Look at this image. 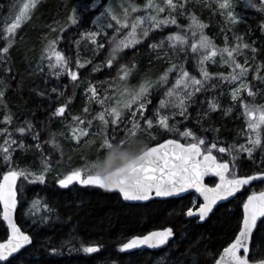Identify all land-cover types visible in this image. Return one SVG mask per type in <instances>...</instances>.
<instances>
[{"label": "snow or ice", "instance_id": "1", "mask_svg": "<svg viewBox=\"0 0 264 264\" xmlns=\"http://www.w3.org/2000/svg\"><path fill=\"white\" fill-rule=\"evenodd\" d=\"M39 3L40 0H9L8 14L0 29V40L3 41L0 45V72L3 73L0 76V108L7 109V94L18 76L10 61V50L19 30L31 21ZM188 4L189 0H146L143 5L136 4L134 0H120L119 3L116 0H82L71 8L64 25L52 26L49 33L43 35L41 54L36 62V70L41 76H44L47 69L51 76L59 79L67 75L75 83L80 78L79 69L93 65L94 60L101 56L104 58L92 71L97 72L105 67L110 71L119 64L117 76L107 82L113 94L118 92L119 98L114 105L94 117L104 128L101 133V152L105 151V145L111 146L118 135L113 133L109 136L107 129L118 127L129 117L131 129L127 135L134 137L141 129L151 134L158 127L173 136L163 143H145L139 150L136 162L120 171L101 174L90 165L66 169L58 173L54 181L59 188L68 189L76 184L98 187L118 191L125 201L148 202L154 198L178 197L181 193L194 190L198 197L183 205L177 218H183L186 223L199 224L214 214L218 202L235 199L245 186L250 187L254 181L264 183V104L256 103L258 97L264 96V75H261L264 72V61L256 63V48L244 42L242 37L237 36L236 43L231 44L226 36L223 47L216 45L204 34L206 25L195 11H188ZM203 6L223 16L229 24L239 21L238 7L253 8L264 13V0H246V3L241 0H210ZM184 14H187L189 20L187 25H181L178 20ZM89 24L94 27H88ZM69 25L83 26L76 40L75 69L72 67V57L58 47ZM168 25H174L177 31H170L167 36L161 35L156 40L157 33L162 34ZM261 28L264 30V24ZM150 39L153 42L148 47L163 52L164 55H158L157 58L165 59L169 67L155 80L145 77L138 85L130 86L127 81L136 64L129 65L120 61L126 56L125 50L142 42L147 43ZM81 42L87 43L90 58L81 59ZM189 47L192 55L199 53L198 75L192 74L186 67ZM249 51L251 56L248 55ZM241 56L244 57L243 61L239 59ZM217 57L220 64L230 71L212 73L208 70L207 62L215 63ZM172 75H175L174 81ZM249 75H252V80L248 79ZM44 83L45 88L33 89L39 97L50 95L46 87L48 81ZM120 85H123L122 90ZM225 86L229 87L231 96V104L225 114L238 110L245 122L241 129L244 142L227 146L220 145L216 138L210 141L198 135L192 127H184L181 123L192 119L189 111L191 105L203 103L199 95L206 97L208 108L202 114L197 112L195 119L198 123L204 122L202 115L208 117L211 112L219 110L221 104L218 98L213 96L207 99V94L210 90L219 91ZM157 90L162 91V96L154 114L149 117L147 109L152 103L153 92ZM51 91L57 93L58 88L53 87ZM85 94L90 101L94 100L102 106L109 99L107 90L102 97L99 88L93 83L86 86ZM66 108L67 103L59 105L52 117H64ZM84 112H89L87 106ZM136 117H140L139 122ZM13 119L10 109L0 119V160L3 161L0 167V222L6 225L7 235V239L0 241V264H61L58 257L68 245H71L70 251L100 254L102 245L99 243L81 242L77 247L74 240L58 244L52 237L40 243L36 237L43 229H35L39 225L50 224L49 215L41 213L39 221L33 219L28 228L17 222L15 213L18 205L22 206L24 184H46L52 166L50 159L44 157L41 158V167L36 169L22 168L13 163V152L27 148L24 137L29 133H32V139L36 141L35 148L43 151L39 142L41 134L34 131V125L24 121L12 127ZM92 123V120L73 116L69 127L70 139L79 142L81 138L89 136ZM56 135L52 133L47 141L53 148L60 147ZM59 135L67 134L61 132ZM118 142L123 148L127 137ZM245 153L253 162L256 154L260 153L258 168L252 174L240 173L238 158ZM218 154H227L230 159H224ZM209 174L219 178L213 186L204 182ZM38 206L47 213L56 212L47 202L37 198L31 202L27 214L34 215L32 210ZM240 207L242 211L235 218L229 240L221 246L222 250L217 249L211 254L210 262L202 234L194 236L185 233L183 239L177 241V233L172 226L121 241L118 252L132 255V250L147 247L158 250L161 257H166V264H264V191H253L241 201Z\"/></svg>", "mask_w": 264, "mask_h": 264}, {"label": "trees", "instance_id": "2", "mask_svg": "<svg viewBox=\"0 0 264 264\" xmlns=\"http://www.w3.org/2000/svg\"><path fill=\"white\" fill-rule=\"evenodd\" d=\"M141 1L134 0L138 5H141ZM81 2L82 0H40L33 18L19 30L18 35L15 37L14 46L10 50V61L14 72H17L18 76L16 82L12 85V90L7 94V109L0 108V119H2L3 113L10 109L14 117L12 127L24 121H30L34 125V131H39L41 134L39 142L43 146L42 152L37 150L35 148L36 141L32 139V133L27 134L24 137L27 148L24 150L16 149L13 152V163L22 168L36 169L41 167V158L44 157L50 159L52 166L46 184H24L22 206L18 205L16 211L17 222L28 228L32 225L33 219L39 221L40 215L43 213L51 217V223L47 226L39 225L35 229V231L43 229L40 235L36 237L40 243H44L47 237H52L58 244L67 240H74L77 247L81 242L102 245L100 254L70 251L71 245L65 246L58 257L61 264H166L167 258L161 257L158 252L144 250L128 255L118 252V245L119 242L134 235L145 234L148 231L168 226L174 227L177 233V241L183 239L185 233H191L194 236L202 234L205 246L208 248L210 262L211 254L217 249H221V246L226 245L229 240L235 218L242 211L241 201L246 199L253 191H264V183L257 182L249 188H244L235 199L218 206L214 210V214L202 224L186 223L183 218H177L179 209L188 201L193 200L194 195L129 205L124 203L121 196L116 192L108 193L102 188L84 187L77 184L68 189H61L54 183L58 173L74 167L90 165L101 174L105 170L108 173L136 157L145 143L154 145L165 139L173 138L171 133H165L158 127L151 134L141 129L134 137L127 135L128 130L131 129L129 117L125 118L118 127L112 126L107 129L109 136L113 133H118V135L115 136L116 141L111 146L105 145V151L101 152L100 147L103 140L101 133L104 128L101 122L94 119V117L98 112L108 108L110 98L108 99L109 102L107 101L109 104L106 103L103 106L94 100L88 102L87 97L83 94V87L85 84L93 83L100 89L99 91L103 97L106 94L104 86L113 77L117 76L119 64L110 71L106 67L97 72L92 71V68L99 65L100 60L104 58L101 56L94 60L93 65H86L84 68L79 69L80 78L75 83L67 75H62L57 79L47 73V69H45L44 76H41L39 71L36 70V62L39 60L43 45V35L49 33L52 26L64 25L65 18L71 8ZM116 2L119 3L120 0H116ZM241 2L246 3V0H241ZM8 5L9 0H0V29L4 26L3 22L8 14ZM248 10L253 13L252 20L246 25L239 26L237 33L239 37L243 38L244 42L256 48V63L259 64L261 57H263L261 55H264V30L261 28V25L264 24V13L253 8H248ZM188 11H195L206 25L204 34L216 45L223 47L224 43L221 40V35L217 34L216 36L218 28H221L216 13L211 8H204L202 4L189 5ZM178 20L181 25L189 23L187 14L179 16ZM88 27L92 28L94 26L89 24ZM82 30L83 26L69 25L63 32V39L58 45L61 51L72 57V67L74 69L77 52L76 40L79 39ZM170 31H177V29L174 25H168L162 34L157 33L155 39L159 40L161 35L167 36ZM55 35H60V33ZM225 35H228V33ZM152 42L153 40L150 39L147 43L142 42L125 50L126 56L120 63L136 64V68L132 70L129 79L142 80L148 77L155 80L169 67L165 59L156 58L158 50L148 47ZM2 44L3 41L0 40V45ZM86 45V42L80 44L81 59L91 57L88 45ZM106 55L107 52L105 51L104 56ZM248 55L251 56L250 51ZM243 58V56L239 57L241 61H243ZM198 59L199 53L192 55L189 47V60L186 67L194 75L199 73ZM207 68L212 73L230 71V69L220 64L219 57L216 58L215 63L208 61ZM261 75H264V72ZM0 76H3L2 72H0ZM172 79L175 80V75H172ZM248 79L252 80V75H249ZM45 80L48 81L46 87L50 95L39 97L33 92V89L45 88ZM253 82L255 83V81ZM53 87L58 88L57 93L51 91ZM229 90V87L225 86L219 91L210 90L208 92L207 99L216 96L221 108L211 112L208 117L202 115L204 121L202 123H198L195 117L197 112L202 114L203 110L208 108V104L206 97L199 95V100L203 103L190 106L189 111L192 114V119L181 121L183 126L192 127L198 135L205 136L210 141L216 138L220 145L243 143L244 137L241 134V129L244 128L245 122L240 111L234 110L225 114V110L231 104ZM161 96V90L153 92L151 96L152 103L147 109V116L151 117L154 114V109L157 107ZM65 103H67L65 116L52 117L56 107ZM256 103L264 104V96L258 97ZM85 106L89 109L88 113L84 112ZM127 115L125 111V116ZM73 116H80L83 119L93 121L89 136L81 138L79 142L70 139L69 127L72 124ZM136 120L139 122L140 117H136ZM172 123L175 124V121H172ZM61 132L67 135H59ZM52 133L57 134L55 139L60 146L59 148H53L50 143H47ZM126 137L127 143L121 148L118 141ZM182 142L188 141L182 140ZM131 149L134 154L129 159L119 163L116 162L119 155ZM218 155L224 159H230L227 154ZM260 158V153H257L256 160L253 162L246 153L241 154L238 158L240 173L252 174L253 171L257 170ZM2 165L3 161L0 160V167ZM215 182V178L205 180V183L209 186H213ZM37 198L47 202L53 209H56V212L47 213L42 207L38 206L32 210L34 215H28L31 202ZM5 229V225L0 222V241L7 239ZM170 247H174V245H170ZM262 252H264V249H262Z\"/></svg>", "mask_w": 264, "mask_h": 264}, {"label": "rangeland", "instance_id": "3", "mask_svg": "<svg viewBox=\"0 0 264 264\" xmlns=\"http://www.w3.org/2000/svg\"><path fill=\"white\" fill-rule=\"evenodd\" d=\"M209 2H210V0H189L188 6L189 5H192V4L193 5L194 4H202V5H205V4H208ZM144 3H146V0L141 1V5H143ZM204 8H210V7H204ZM237 12L239 13L240 19H239V21L236 24H229L223 16H220V15L216 14L218 16L219 22L221 24V26H220L221 28H218V31L216 33V36H217V34L218 35L220 34L221 37L223 38V39L221 38V40L223 41V43L225 42V37L228 36L229 37L228 39H229L230 43L231 44H235L236 43V39L235 38L238 36V33H237L238 32V29L237 28L239 26L246 25L247 23L251 22V20H252L253 13L248 10V7H238L237 8ZM227 33H228V35H225ZM158 55L163 56L164 53L157 51L156 58L158 57ZM261 56H263V57H261L260 61H264V55L262 54ZM134 79H132V78L129 79L128 78L127 84L130 85V86H136L141 81L139 79H135V80ZM87 85L88 84H85L84 87H83V94L87 97V101L89 102V96L86 95L85 92H84ZM105 85L106 86H104V91L106 93V90H107V95L110 98L109 99L110 100V104L108 106V108H110L112 105L115 104L116 99L119 98V95H118V92L115 93V94H113L112 90L109 89L108 83H106ZM119 87L122 90L123 85H120ZM228 94L230 96V90H229ZM230 98H231V96H230ZM133 154H134V151L132 149L131 150H128L126 153H124L122 155H119L117 157V159H116V162L119 163V162H122V161H124L126 159H129ZM105 172H106V170L103 171L102 174H104ZM70 187H72V186H70ZM195 198L196 197H194L193 199H195Z\"/></svg>", "mask_w": 264, "mask_h": 264}, {"label": "water", "instance_id": "4", "mask_svg": "<svg viewBox=\"0 0 264 264\" xmlns=\"http://www.w3.org/2000/svg\"><path fill=\"white\" fill-rule=\"evenodd\" d=\"M160 143H163V141L162 142H160ZM138 156V155H137ZM137 156L136 157H134V158H132V159H130V160H128L127 162H125L124 164H122L121 166H119L118 168H116V169H114V170H112V171H110V172H113V171H120V170H123V169H125V168H127V167H129L131 164H133V163H135L136 162V158H137ZM110 172H108V173H110ZM107 174V173H106ZM209 178H215L216 179V182H218V177H215L214 175H212V174H209L208 176H206L205 177V180H207V179H209ZM205 180H204V182H205ZM257 182H260V181H254V182H252V184H254V183H257ZM251 184V185H252ZM245 188H249V186H245ZM104 190V189H103ZM243 190V189H242ZM241 190V191H242ZM106 192H108V193H114V192H116V193H118L119 194V192L118 191H116V190H113V191H107V190H105ZM120 195V194H119ZM186 195H194L196 198L198 197V194L197 193H195V191L194 190H189L188 192H185V193H181L180 194V196H178V197H166V198H154L153 200H164V199H168V198H182V197H184V196H186ZM121 196V195H120ZM121 199L123 200V198L121 197ZM230 200H232V198H229V201ZM229 201H221V202H218V206H220V205H223V204H226L227 202H229ZM123 202L124 203H126V204H129V205H138V204H144V203H146V202H148V201H125V200H123ZM217 208V207H216ZM215 208V209H216ZM18 209V208H17ZM15 215H16V213H15ZM212 215V214H211ZM210 215V216H211ZM202 223H204V222H200V224H202ZM5 225V224H4ZM5 228H6V225H5ZM144 250H147V251H150V252H158V250H155V249H151V248H147V247H143V248H139V249H134V250H132L133 252H140V251H144Z\"/></svg>", "mask_w": 264, "mask_h": 264}, {"label": "bare ground", "instance_id": "5", "mask_svg": "<svg viewBox=\"0 0 264 264\" xmlns=\"http://www.w3.org/2000/svg\"><path fill=\"white\" fill-rule=\"evenodd\" d=\"M135 80V79H134ZM85 92V91H84ZM109 102V101H108ZM107 104H109V103H107Z\"/></svg>", "mask_w": 264, "mask_h": 264}]
</instances>
